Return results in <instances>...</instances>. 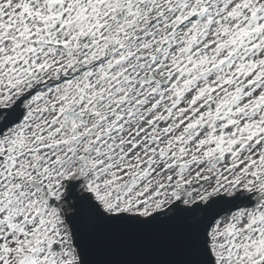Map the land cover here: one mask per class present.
Here are the masks:
<instances>
[{
	"label": "snow or ice",
	"instance_id": "6c2138e0",
	"mask_svg": "<svg viewBox=\"0 0 264 264\" xmlns=\"http://www.w3.org/2000/svg\"><path fill=\"white\" fill-rule=\"evenodd\" d=\"M0 264H264V0H0Z\"/></svg>",
	"mask_w": 264,
	"mask_h": 264
}]
</instances>
